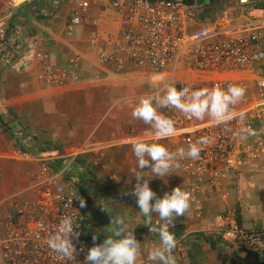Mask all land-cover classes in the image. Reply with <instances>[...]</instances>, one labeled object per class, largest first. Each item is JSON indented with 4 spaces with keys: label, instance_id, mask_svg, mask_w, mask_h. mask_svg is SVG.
Wrapping results in <instances>:
<instances>
[{
    "label": "crops",
    "instance_id": "0c3cea01",
    "mask_svg": "<svg viewBox=\"0 0 264 264\" xmlns=\"http://www.w3.org/2000/svg\"><path fill=\"white\" fill-rule=\"evenodd\" d=\"M8 8L7 0H0V13ZM70 8L66 0H31L15 8L8 19L5 42L0 46V219L15 200L37 198L48 177L55 175L66 189L82 194L85 207L79 205L78 209L87 219L86 233L92 239L93 234L97 236L95 244L111 234L110 216H121L135 229L142 249L154 247L158 236L143 226L136 198L124 193H130L136 182L134 177L129 182L128 170L136 165L131 144L137 139L151 141L155 131L131 113L141 97L163 95L167 83L197 80L199 74L180 61L162 73L133 62L127 63L125 71H116L113 64L99 61L98 49L108 46V38L117 34V15L99 4L68 31ZM239 8V14L228 17L229 10L214 19L195 17L187 29L219 22L238 33L250 23L264 25V12L255 3ZM30 37L38 39L39 55L28 69L12 70L10 61ZM74 55H79L78 65L67 68L65 85H52L41 76ZM217 76L243 79L254 94V78L264 76V60ZM157 110L167 116L164 107ZM246 114L239 119L243 115V121L253 122ZM170 142H176L178 149L183 147L174 138L161 137L157 143L166 147ZM50 150L57 151L62 168L61 164L60 168L49 166ZM47 163L49 175L42 173ZM145 175L150 176V170ZM183 179L175 171L167 181L151 179L150 187L162 197L177 186L185 189ZM222 189L226 196L216 191L200 193L190 210L174 219L170 231L177 240V264H191V257L197 254L199 264H264L263 250L247 254L219 229L221 216L232 213L245 229L264 230V162L242 164L237 177L227 179ZM155 220L153 217V223Z\"/></svg>",
    "mask_w": 264,
    "mask_h": 264
},
{
    "label": "built area",
    "instance_id": "2783aa9c",
    "mask_svg": "<svg viewBox=\"0 0 264 264\" xmlns=\"http://www.w3.org/2000/svg\"><path fill=\"white\" fill-rule=\"evenodd\" d=\"M29 1L7 0L8 10L0 13V46L5 42V31L13 10ZM66 1L71 6L68 31L73 25L82 23L89 10L99 4L111 15H117V34L108 38V46L98 49L99 61L113 64L116 71H125L127 63L133 62L140 66L148 65L153 72L162 73L171 63L180 61L186 68L198 73L199 79L171 81L178 89H226L230 84L244 88V96L223 120H213L207 116L200 120L190 119L171 106L164 107L167 117L174 120L176 127L175 134L167 139H177L184 148L200 137H207L209 141L202 146L198 159L177 157L179 168L175 171L184 177L181 184L191 193V202L197 201L198 195L207 191L226 196L227 191L222 189L224 180L235 179L239 167L246 162H264V76L254 78V94L249 93L250 86L243 79L217 76L222 72L245 69L264 60L263 22L250 23L245 31L238 33L219 22L188 30L187 26L194 22L195 12L185 0ZM237 1L243 5L256 0ZM38 46V39H27L22 52L10 61L9 67L16 71L31 67L39 55ZM78 61L79 55L71 56L66 64H55L42 72L41 76L52 85L63 86L67 68H75ZM253 96L255 100L251 101ZM243 113H247L253 122L242 123L239 116ZM241 127L248 129L247 136L251 140L233 139ZM160 138L156 134L150 136L151 142H158ZM176 145V142H170L166 148L176 152ZM57 156L56 150L48 151L49 159ZM48 168V164H44L42 173L49 175ZM80 199L83 197L79 191L66 189L58 176L51 175L40 188L37 198L15 200L11 209L0 219V255L3 263L83 264L88 249L95 242L86 233L87 219L78 209ZM68 214L76 218L80 232L78 239L73 241L77 250L75 262L58 258L46 243L59 220ZM221 218L219 229L226 240L237 242L250 255L264 251V230L245 229L232 213L224 214ZM137 264L150 262L147 256H142Z\"/></svg>",
    "mask_w": 264,
    "mask_h": 264
},
{
    "label": "clouds",
    "instance_id": "9594fccd",
    "mask_svg": "<svg viewBox=\"0 0 264 264\" xmlns=\"http://www.w3.org/2000/svg\"><path fill=\"white\" fill-rule=\"evenodd\" d=\"M244 88L230 84L226 89L221 87L177 88L174 83L166 85L163 95L141 97L132 110L134 119L150 125L157 136L170 137L176 132L173 119L158 112V107L177 109L188 118L203 119L205 116L213 120H223L232 108L244 96ZM243 123V115L240 117ZM248 129L241 127L233 139L244 141L247 139ZM207 137H200L187 148L180 147L176 152L169 151L164 145L137 139L131 144V150L136 160L135 167L128 170L129 177L135 178V185L130 193L136 198V205L143 218V226L150 233L158 236L156 245L142 249L137 240L135 229L130 228L121 216L111 217V234L102 243L94 244L87 251L83 264H137L139 258L146 253L150 264H177L174 250L177 246L175 233L170 231L176 217L185 215L191 206V193L182 186H177L171 192H165L162 197L157 196L150 187L153 178L167 181L170 174H175L179 168L177 157L196 160L199 158L203 145L208 143ZM150 170V176L145 170ZM119 180V179H118ZM166 183V182H165ZM72 202V201H71ZM80 207H85V201L80 199ZM109 213V210L103 208ZM153 217H156L153 223ZM80 235L76 218L71 215L63 216L55 230L47 238V247L58 258L67 262H75L76 247L74 239ZM97 238L93 234V240Z\"/></svg>",
    "mask_w": 264,
    "mask_h": 264
},
{
    "label": "trees",
    "instance_id": "16d2710c",
    "mask_svg": "<svg viewBox=\"0 0 264 264\" xmlns=\"http://www.w3.org/2000/svg\"><path fill=\"white\" fill-rule=\"evenodd\" d=\"M223 0H210L208 3L199 5V6H195L194 4V0H185V2L192 7V9L195 12V17L197 18L198 16H200V18H204L205 16L211 15L213 12H215L217 9H222V2ZM253 3H255L256 7H260L263 12H264V0H256L253 1ZM200 10V11H199ZM199 12V13H198ZM62 159L60 157H54L51 158L50 161H48L49 166L51 168L53 167H59V165L63 164ZM47 163V164H48ZM63 167V165L61 166V168ZM197 250L199 251V247H197ZM201 256V254H200ZM199 257V255H196V258L193 256L191 257V264H199V261L197 260Z\"/></svg>",
    "mask_w": 264,
    "mask_h": 264
},
{
    "label": "rangeland",
    "instance_id": "374dc122",
    "mask_svg": "<svg viewBox=\"0 0 264 264\" xmlns=\"http://www.w3.org/2000/svg\"><path fill=\"white\" fill-rule=\"evenodd\" d=\"M253 3V2H252ZM221 4L223 5L222 6V9H217L215 12H213L211 15H208V16H205L204 18H206V17H209V18H212V19H214V18H217V17H219V16H222V14L224 15V11H226V13H227V11L229 10V11H231L232 13L230 14V13H228L227 14V17L229 16V15H237V14H239L240 13V8H239V2L237 1V0H223L222 2H221ZM253 5H254V3H253ZM200 11V10H199ZM199 13V12H198ZM226 15V14H225ZM200 17V16H199ZM204 18H202V19H204ZM200 26H203V24H200ZM226 180H224L223 181V183L225 182ZM0 264H4L3 263V260H2V258H1V255H0Z\"/></svg>",
    "mask_w": 264,
    "mask_h": 264
},
{
    "label": "water",
    "instance_id": "95a60500",
    "mask_svg": "<svg viewBox=\"0 0 264 264\" xmlns=\"http://www.w3.org/2000/svg\"><path fill=\"white\" fill-rule=\"evenodd\" d=\"M209 1L210 0H195L194 3H195L196 6H199V5L208 3ZM59 152L62 153L63 151L60 149Z\"/></svg>",
    "mask_w": 264,
    "mask_h": 264
},
{
    "label": "bare ground",
    "instance_id": "6f19581e",
    "mask_svg": "<svg viewBox=\"0 0 264 264\" xmlns=\"http://www.w3.org/2000/svg\"><path fill=\"white\" fill-rule=\"evenodd\" d=\"M245 1V0H244Z\"/></svg>",
    "mask_w": 264,
    "mask_h": 264
}]
</instances>
